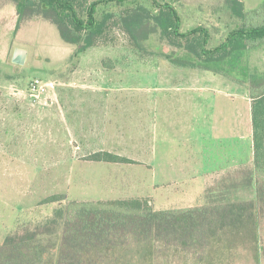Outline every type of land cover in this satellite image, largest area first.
Segmentation results:
<instances>
[{
    "label": "rangeland",
    "instance_id": "rangeland-1",
    "mask_svg": "<svg viewBox=\"0 0 264 264\" xmlns=\"http://www.w3.org/2000/svg\"><path fill=\"white\" fill-rule=\"evenodd\" d=\"M77 1V12L84 18L85 8L94 0ZM126 1L124 5L98 7L97 20L111 15L105 33L94 47L76 57L77 47L65 43L56 26L40 17L19 22L15 4L0 0V244L25 228H42L59 239L66 207L73 202L146 197L152 200L154 211L182 207L167 204L162 192L155 194L149 187V170L143 166L85 161L103 148L131 155L126 157L147 165L156 136L159 145L162 136L174 141L183 136H202L205 156L200 158L199 166L206 173V183L215 173L232 169L229 179L224 176L215 180L204 191V199L194 196L191 200H204L201 206L214 199L253 200L250 137L241 135L240 130L236 140L223 141V152L231 154L230 160L219 156L222 144L211 137L210 126L196 122L197 110L183 102V95L191 93L187 92L188 84L181 83L175 74L166 84L163 73L169 64L167 56L174 66L183 62L210 68L219 67L224 59L187 56L185 40L162 36L151 20L157 14L152 0ZM156 1L175 8L181 21L180 33L205 28L210 34L207 46L211 48L220 43V38L225 43L230 31L264 25V0H243L249 9L259 6L253 22L234 15L227 0ZM140 7L148 11L143 15L149 19L132 38L123 21ZM15 48L27 51L23 66L11 62ZM36 80L46 89L31 97L28 88ZM221 86V90L227 88ZM191 118L196 119L188 126ZM187 128L190 136H185ZM139 152L146 156H137ZM229 163L245 167L222 168L229 167ZM52 196L64 199L44 203ZM58 211L63 214L60 220L56 218ZM53 219L56 223L46 226ZM262 234L264 239V219ZM233 248L216 254L209 264H264V251L256 263L250 245L242 241ZM171 260L174 264H196L192 258Z\"/></svg>",
    "mask_w": 264,
    "mask_h": 264
},
{
    "label": "trees",
    "instance_id": "trees-1",
    "mask_svg": "<svg viewBox=\"0 0 264 264\" xmlns=\"http://www.w3.org/2000/svg\"><path fill=\"white\" fill-rule=\"evenodd\" d=\"M11 1L15 4L19 22L31 17L48 21L56 26L65 43L77 47L76 57L94 47L105 33L111 15L97 20L98 7L128 2L94 0L87 5L85 16L81 18L76 9L77 0ZM152 1L157 14L151 20L161 35L184 39L186 51L196 59L222 60L233 52L264 40V25L246 26L230 31L225 43L206 49L210 34L205 28L199 26L180 33L181 21L175 8L168 3ZM227 2L232 13L242 20L253 22L257 18L255 11L244 15L243 5L238 0ZM144 12L148 14L145 8H137L123 21L132 38L149 19L143 15ZM250 98L253 200L234 202L228 198L214 199L204 206L162 211H154L149 200L139 198L73 202L66 207L64 229L59 239L42 228L39 231L25 228L21 234L8 236L0 244V264H174L172 257L177 261L192 258L196 264H209L213 256L228 251L230 247L234 249V245L242 244V241L253 247L255 261L259 263L264 251V91L256 88ZM85 161L136 164L109 152L94 153ZM63 199L62 196H52L44 203ZM56 215L57 219H62L61 211ZM55 223L56 219H53L46 226Z\"/></svg>",
    "mask_w": 264,
    "mask_h": 264
},
{
    "label": "crops",
    "instance_id": "crops-1",
    "mask_svg": "<svg viewBox=\"0 0 264 264\" xmlns=\"http://www.w3.org/2000/svg\"><path fill=\"white\" fill-rule=\"evenodd\" d=\"M242 3V13H252L255 8L249 9V6H245L246 3L243 0H238ZM248 9V10H247ZM220 43H217L206 49H213L219 46L223 39L220 38ZM242 51H237L238 54L232 53L227 56L219 67L210 68L209 66H193L190 63L181 62L178 65L172 64V59L165 57L169 64H166V68L163 71L164 77H167V83H171L174 74L179 78L181 83L188 84L189 94L183 95V102L185 105L191 106L197 110L196 122L199 125L210 126L211 137L214 140H218L222 145L220 146L219 156L223 158L228 157L230 160L231 154L223 152L226 149L224 140H236L237 132L241 130V135L250 137L252 141V121H251V98L254 89L264 91V40L257 44H252ZM237 54V55H236ZM187 56H192L188 53ZM195 58L194 56H192ZM170 59V60H169ZM196 59V58H195ZM175 67V68H173ZM175 71V72H174ZM179 73V75L176 74ZM207 81V83H206ZM227 87L221 90L222 86ZM229 85H234L233 89ZM237 86L238 88L237 91ZM163 89V88H161ZM218 93V94H217ZM238 101L241 102L238 106ZM196 107H195V106ZM190 118V117H189ZM194 119H189L188 126ZM206 120L208 121L206 123ZM191 122V123H190ZM239 126H243L242 129ZM183 132V131H182ZM184 133V132H183ZM191 132L187 128L185 136H190ZM242 138V137H241ZM157 136L155 143L149 149V162L147 165L142 161L133 160L136 164H126L134 166H143L149 170V187L157 194L162 192V198H165L167 204L170 206L180 205L182 207L174 209H184L199 207L204 203L193 201L190 198L194 196H201L204 199V191L212 185L215 180H220L225 176V179H229L231 170H223L210 176L208 183L205 182L206 173L200 165V158H204V149L201 145V139L203 137H184L182 139L175 140L168 136L160 137L161 145L157 143ZM253 145V144H252ZM230 152V147L227 148ZM98 152H109L103 148L96 150ZM112 154L125 157L131 155H122L118 152H112ZM134 156V155H133ZM136 156V154H135ZM139 157H144V152H139ZM129 159V158H128ZM253 159V149H252ZM132 160V159H130ZM252 166V160H251ZM201 167V169L199 168ZM245 165H238L222 168H243ZM202 178V181L199 180ZM147 199L150 205L153 207L152 200L146 197H135L133 199ZM132 199V198H130ZM173 209V210H174ZM162 211V210H161Z\"/></svg>",
    "mask_w": 264,
    "mask_h": 264
},
{
    "label": "water",
    "instance_id": "water-1",
    "mask_svg": "<svg viewBox=\"0 0 264 264\" xmlns=\"http://www.w3.org/2000/svg\"><path fill=\"white\" fill-rule=\"evenodd\" d=\"M27 51L15 48L12 54L11 62L16 66H23L26 62Z\"/></svg>",
    "mask_w": 264,
    "mask_h": 264
},
{
    "label": "built area",
    "instance_id": "built-area-1",
    "mask_svg": "<svg viewBox=\"0 0 264 264\" xmlns=\"http://www.w3.org/2000/svg\"><path fill=\"white\" fill-rule=\"evenodd\" d=\"M46 85H43L40 81L36 80L31 82L29 85V95L31 97H36L37 95H41L42 92H45Z\"/></svg>",
    "mask_w": 264,
    "mask_h": 264
}]
</instances>
